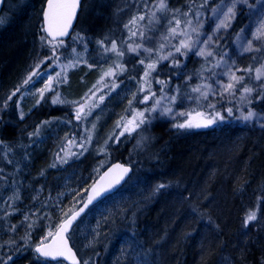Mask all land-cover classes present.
Returning <instances> with one entry per match:
<instances>
[{
  "label": "trees",
  "instance_id": "trees-1",
  "mask_svg": "<svg viewBox=\"0 0 264 264\" xmlns=\"http://www.w3.org/2000/svg\"><path fill=\"white\" fill-rule=\"evenodd\" d=\"M29 1L6 0L1 10L7 21L0 25L1 82L15 78L43 34L44 0H39L33 22L27 17ZM211 1L216 2L209 0L204 9ZM202 2L181 0L175 8L187 12L191 7L194 12ZM103 9L95 13L93 8L88 15L81 9L73 32L103 39L109 30V38L119 39L121 21ZM239 24L240 17L224 33L215 54L231 42ZM198 63L209 65L210 58ZM198 63L191 83L179 85L184 94L200 80ZM174 70L164 65L160 77L173 81ZM109 97L107 101L117 103L95 106L97 118L103 114L101 124L123 106L124 100ZM133 103L146 104L137 99ZM224 105L215 109L225 114ZM201 110L208 111L202 107L191 114ZM75 114L48 101L24 111L23 119L12 110H0V261L65 264L38 258L33 247L81 203L108 163L121 161L132 166L131 176L86 213L97 235L86 243L81 264H264V127L223 120L210 127L178 128L171 120L155 119L143 126L140 140L122 147L108 143L109 160L101 164L102 155L91 151L61 155L71 140L82 138ZM161 183L168 187L155 192ZM249 210L256 211L257 219L245 227Z\"/></svg>",
  "mask_w": 264,
  "mask_h": 264
},
{
  "label": "rangeland",
  "instance_id": "rangeland-1",
  "mask_svg": "<svg viewBox=\"0 0 264 264\" xmlns=\"http://www.w3.org/2000/svg\"><path fill=\"white\" fill-rule=\"evenodd\" d=\"M215 1V3H212L211 1L208 6V10L200 9L202 15L199 17V20L195 15V11L189 13L187 17L180 15L186 11H179L178 13L169 11L163 14V19H160L158 22L150 23V14L155 10L154 5L156 0H84L81 6V9H84V14L88 15V12H90L93 8L95 13H99L100 11H97V9L104 6L106 10H103L107 12L108 17L121 21L119 31L122 32V35L119 36V39H114L118 48L126 49L128 44L135 46V44L140 43L141 40L139 36L131 37V32L137 30L143 31L146 35L151 36L153 44L157 46L161 42L167 43L163 38L167 35V28L169 27L168 20L172 19L173 15L181 19V24L183 25H180V29L185 28V20H191L192 27H196L198 23H202V28L199 29V35L192 32L190 27L187 29L192 41H196L197 39L200 41H206L208 37H212V40L207 44H196L193 52H189L186 57L181 56L179 53L175 54L176 59L180 61V67L175 68L174 72L176 74L173 81L170 78L160 77L161 73L159 74V69L164 65L169 68H174L172 67L171 59L163 60L158 63L156 65V71L152 72L149 77L151 84L148 85L143 82L144 65L139 63V60L146 54L141 53L140 56H137L135 53L125 51L124 56L119 58L112 52H105L97 42L103 40L105 41V47H110V42L113 40L108 37V35L111 34V31L109 30L105 31V35L107 36L103 39L86 36L79 32H73L70 38L64 40L66 47L60 49V52L63 53L60 60L53 63L51 67L44 69L46 75L55 77L56 73L62 72V66L68 63V60L65 59V57L72 54L73 48L76 49V53L80 56V62L76 66L63 70L66 71L67 81L65 83L57 84L56 91L60 93V96L65 103L57 105L69 107L70 110L76 113L77 104L71 102H79L90 107L91 112L86 118L79 120L81 123V140H71L69 144L66 145L64 152H62V156H70L76 152L83 154L87 151H91L93 154H101L100 163L106 164L109 160V156L105 146H107L108 143L122 147L129 140L132 142V140L135 138L137 139V137L140 140L142 138L141 130L143 126L155 119H168L171 120L174 125L185 123L186 121L191 122L193 125L197 123H204L209 116L215 115L217 111L221 113V111L216 110L215 108L223 106V102L226 106L224 105L222 108H226L228 106L227 104L231 103L230 105H232V107L229 105V108H234L236 112V114L233 113L235 118L231 119V117L227 114L228 108H226V111L224 112L226 115L221 113V115L225 117L224 121L226 120L232 122L236 120L243 122L236 119V117L240 115V111H238V109L247 112L248 108H251L259 116L264 117V98H262L264 97V88L260 87V81L255 80L254 73L251 77H249L248 73L236 72L237 76H244V83L248 87H253L255 89L251 97H248L247 99L242 98V88L240 85H236L234 94L224 92L222 88L223 85L229 83V76L222 75L223 73L228 72L229 68H231L232 71H235L236 68L245 69L252 67L255 69L260 67L261 64H264V37L256 40L252 35L256 31V28L261 20H264V0H249V3L253 4V8L251 9L244 5L237 6L236 18L240 17V24L236 29L231 42L229 44L226 43V47L224 46L223 50L218 52L219 54H215L214 51H218L220 49L219 46L223 40L224 33L230 27L220 28L219 30L216 29V25L220 23V20L223 19V17L221 16L217 18L211 12V9L215 8L217 4L220 3V0ZM38 2L39 0L29 1V13L27 14V17L30 16L29 19L31 22H33V15L38 12ZM167 2L168 8L171 10L177 9L175 8V3L178 5L181 0H167ZM139 15H144L145 19L143 21H137L135 25L129 24V21L133 17ZM161 15V13H157L158 17ZM236 18L231 21V25ZM125 25H129V27L126 28ZM173 26L175 25L173 24ZM241 29H244L243 33H241ZM238 33L243 37V39H237ZM77 34L84 38L83 42L73 40V37ZM180 39H184V37L171 39L170 44L177 45ZM36 40L37 43H35V45L38 46L37 51H33L34 48L32 45L30 50L26 53V60L16 73L15 78H11L8 82L0 81V103H2L4 98H6L17 85H20L28 74L35 69V65L40 59H43L47 54H50V48L46 44L42 43L40 38ZM249 41H251L252 48L259 49V51H243V49L248 46ZM85 44L87 45L86 50ZM146 46L151 47L152 44H146ZM199 48H204L205 52L210 51L213 55L206 57L195 55L194 51ZM169 50L174 51V49L166 47L164 52L161 54L166 55ZM221 56L224 57L222 62ZM205 58H210V64H204L203 67H201V65L199 66L198 62ZM148 62L149 61L146 60L145 64ZM217 62H221L220 67H214ZM117 63L123 65V71L114 67ZM196 63L198 64L196 65L195 70L197 68L200 70H198L200 80L193 88L204 84L211 85L212 91L209 92L207 99L200 98L199 93L193 91L189 94H184L179 89V85L191 83L190 78L192 77V74L197 72L194 71ZM202 68L212 69V71H202ZM110 69L113 74L105 75V73ZM213 72L215 75H213ZM157 80L165 81L166 83L158 84L156 83ZM217 81H219V83H217ZM45 82L46 77L44 80L38 79L34 84L21 88V91L17 93V96L13 97V101L9 103L6 110H12L17 114V116H20L21 112L24 114V111L31 109V107L38 106L40 103H46V101H48L49 104H52V93H46V99L41 100V102L37 104V100L39 99L37 89L43 87ZM141 87H143V91L139 90ZM149 87L151 88V93L155 94V97H152L148 92ZM177 89H179V91H177ZM89 90H92V92ZM93 92L95 93L94 96L92 95ZM86 93L88 94L87 97H85ZM145 95H149V99L145 101V105L142 106L139 104V106H137L138 104L133 103L135 102V99L139 102L144 101ZM173 95L177 96V100L174 104H169L167 99H161L162 97H170ZM101 96H103V100L100 99ZM109 96H116V99L119 101L124 100V102H122L123 106L120 108L117 107L120 111L115 117L111 119L106 118L107 120L105 119V121H102L101 124L100 121L103 114L100 113V116L98 115L97 118L95 106L97 104H102V102L105 101L107 103L109 101L110 104L116 102L115 100L107 101ZM155 99H161V104L157 111L146 112L145 109H151L153 107ZM249 100L251 101L250 103ZM129 101H131L133 105H130ZM106 102L104 105H106ZM209 105H214V107H209ZM88 107L85 108V111L88 110ZM164 107H171L172 113L169 115H161L160 109ZM202 107H206L208 111L201 110V112L195 113L196 115L191 114V112H194ZM139 112H144L147 119L145 123L136 127L134 131L129 133L128 131H125L123 127H117L118 121H120L122 125L127 124V121L132 119L133 114ZM179 113H187L188 115H178ZM243 123H247L255 127H261L259 122L255 120ZM133 126L134 125H129L130 128ZM121 132H124V135L120 136L119 143L109 139L110 136H119ZM89 135H91L90 141L87 139ZM80 144H83L84 148L87 150L84 151V149L78 147ZM101 149H103V151H101ZM88 215L89 213L86 214V216L78 224L80 226L76 228V232L74 234L72 233L73 237L71 233L69 234V237H72V240L75 243V248L79 256L86 253V243L91 242L93 236H95V234L97 235V227L95 225H91V222L89 223L87 219Z\"/></svg>",
  "mask_w": 264,
  "mask_h": 264
},
{
  "label": "snow or ice",
  "instance_id": "snow-or-ice-1",
  "mask_svg": "<svg viewBox=\"0 0 264 264\" xmlns=\"http://www.w3.org/2000/svg\"><path fill=\"white\" fill-rule=\"evenodd\" d=\"M6 2V0H0V4H3ZM209 0H203V2L199 5V8L196 9L195 15L197 19L199 20V17L202 15L200 9H204L207 7ZM238 5H244L249 7L250 9L253 8V4L249 3V0H220V3L217 4L215 8L211 9V12L213 15L217 18L223 17V19L220 20V23L216 25V29L219 30L220 28H227L231 26V21L236 18L237 15V6ZM80 7V0H46V6L42 8L41 15L43 20V26L41 27V32L43 33L40 36V40L42 43L46 44L50 48V54H47L43 59H40L37 64L35 65V69L31 71L28 76L22 81L20 85H17L13 91L10 92L9 95H7L6 98H4L3 102L0 103V110H6L9 106V103L13 101V97L17 96V93L21 91V88H24L25 86H29L31 84H34L36 80H44L46 77V82L44 83L43 87L37 89V94L39 95V99L37 100V104L41 102V100L46 99V93H52L51 96V103L52 104H63L65 101L61 98L60 93L56 91V85L59 83H65L67 81L66 76V70L67 68L74 67L80 62V56L78 53H76V49H72V54H69V56H66L65 59L68 60V63L62 66V72L56 73V76L53 77L51 75H46L44 69L51 67L53 63L60 60L61 55H63L62 52H60V49L65 48V42L62 39H58L59 37H65L68 35V29L71 27L72 22L74 18L76 17L77 10ZM154 11L150 14V23L152 22H158L160 19H163V14L172 11L173 13H178L179 9H169L168 8V2L167 0H156L154 5ZM193 10L191 7H189L187 12H183L180 15L187 17L189 13H191ZM157 13H161V16H157ZM145 19L144 15H139L133 17L129 24L135 25L137 21H143ZM7 21L4 17H0V25L5 24ZM185 28L180 29L181 25V19L177 18L175 15H173L172 19L168 20L169 27L167 28V35L164 36V41L161 42L158 46L153 44L151 36H148L143 31H132L131 37L139 36L141 42L135 44L133 46L132 44H128L126 49L118 48V45L116 41L110 42V47H105V41L101 40L97 43L100 44V46L104 49L105 52H112L117 57L122 58L125 54V51L135 53L137 56H140L141 53H144L143 58L139 60V63L141 65H144V77L143 82L145 84L150 85L151 80L149 79L152 72L156 71V65L160 63L163 60H169L172 61V67L179 68L180 67V61L176 59L175 54L179 53L181 56H187L189 52H193L196 44H207L209 41L212 40V37H208L206 41H200L197 39L196 41L191 40V36L189 35L187 29L190 27L191 31L194 33H197L199 35V29L202 28V23H198L196 27H192V21L191 20H185ZM173 24L175 26H173ZM126 28L129 27V25H125ZM131 31V30H130ZM151 31V29H150ZM244 29H241V33H243ZM46 34V35H45ZM253 38L256 40H259L261 37H264V20H261V22L258 24L256 31L252 34ZM177 37H184V39H180L179 43L177 45H171L170 40L176 39ZM50 38V39H49ZM237 39L241 40L243 37L238 33ZM73 40H79L83 42L84 38L82 36H79L77 34L75 37H73ZM146 44H152L151 47L146 46ZM166 47H170L174 49V51L169 50L166 55L161 54L164 52V49ZM87 48V45L85 44V50ZM245 52L250 51H259V49H253L251 45V41L248 42V46L243 49ZM195 55L206 57V56H212V52H205L204 48H199L194 51ZM148 60L149 62L145 64V61ZM224 60V57L221 56V62ZM221 62H217L214 67H220ZM115 68H119L121 71L124 70L122 64H115ZM202 71H212V69H203ZM236 72H245L249 74V77L252 76V74H255V80L260 81V87L264 88V64H261L260 67L253 69L252 67H248L245 69H239L236 68L235 71H232L231 68H229L228 72L223 73L222 75H228L229 76V83L226 85H223V91L229 92L234 94V89L236 85H240L242 88V98L247 99L248 97H251L253 91L255 90L253 87H248L244 83V76H237ZM113 74L112 70L110 69L108 72L105 73V75ZM213 75L215 73L213 72ZM99 83V82H98ZM156 83L158 84H165V81L157 80ZM219 83V81H217ZM95 87V86H94ZM203 89V90H202ZM140 91H143V87L139 89ZM92 92V90H89ZM163 91V89H162ZM179 91V89H177ZM193 92L199 93V97L203 99H207L209 92L212 91L211 85L204 84L197 86L192 89ZM148 92L152 97H155L154 93H151V88H148ZM92 95L94 96L95 93L93 92ZM88 94H85V97H87ZM135 97V94H134ZM264 98V97H262ZM84 99V98H82ZM101 100H103V96L100 97ZM149 95L144 96V100H148ZM161 99H167L169 104H174L177 100V96L173 95L170 97H162ZM161 99H155V103L151 109H145L146 112H154L157 111L158 107L161 104ZM251 101L249 100V103ZM74 104H77L76 108V114L75 118L77 120H81L83 118H86L87 115L90 114L91 108L88 107L86 104H81L79 102H71ZM131 101H129V104L131 105ZM88 107V110L85 111V108ZM209 107H214V105H209ZM240 115L236 117V119L241 120L243 122H251V121H257L259 122L261 127H264V117L259 116L254 110L251 108H248L247 112L243 110H239ZM172 113L171 107H164L160 109L161 115H169ZM228 116L233 115L232 108L227 109ZM23 113H20V119H23ZM178 115H188L187 113H179ZM146 117L144 115V112L134 113L131 120L127 121V124H121L120 121L117 122V127H123L125 131H128L129 133L131 131H134L136 127H139L140 124H143L146 122ZM225 117L221 115V113L216 112L215 115L209 116L204 123H197L193 125L191 122L186 121L185 123H179L174 125L178 128H191V127H208L212 124H215L217 121H223ZM45 123H48L47 121ZM129 125H134L133 127H129ZM95 127V126H93ZM38 133H31L30 135H36ZM124 135V132H121L119 136H110L109 139L114 140V142L119 143L120 142V136ZM87 139L91 140V135L87 137ZM2 143V142H0ZM107 143V142H106ZM78 147L84 149L86 151L87 149L84 148L83 144L78 145ZM103 151V149H101ZM66 162V161H64ZM113 169H119L120 173L113 181H110L107 184V187L96 189L93 188V195H90L88 197V201L86 204H84L83 207H81L78 211L72 212L71 215L67 216L66 219L62 220V222L55 225V229L49 230L45 237L42 238L41 242L37 244L34 248V252L38 254L39 257L43 258H51L56 259L57 257H63L64 259L71 260L72 264H81L79 260L76 258V254L72 251V248L68 246V238H66L65 234L69 231V229L72 227L73 222L80 216L81 213L85 211V208H87L88 204H91L93 200H95L97 197L101 196L103 192L107 191L111 187H113L114 184H118L122 179H124V176H126L130 169L127 167H124L121 164H115L112 168H109L107 172H105L104 176L107 177L109 173L113 171ZM101 179H104L102 177ZM168 187L166 184H158L156 188L154 189L155 192H159L160 189H164ZM15 199H19L18 196L15 197ZM195 212L196 209H193ZM28 217L25 216V220H27ZM256 211L255 210H249V212L246 214L244 219V226L247 227L249 223L256 220ZM211 222V221H210ZM15 225L11 226V229L15 231ZM31 227V225H29ZM30 234H26L25 239ZM11 259V257H9ZM0 264H5V262L0 261ZM83 264H87V261H83Z\"/></svg>",
  "mask_w": 264,
  "mask_h": 264
},
{
  "label": "water",
  "instance_id": "water-1",
  "mask_svg": "<svg viewBox=\"0 0 264 264\" xmlns=\"http://www.w3.org/2000/svg\"><path fill=\"white\" fill-rule=\"evenodd\" d=\"M83 0H80V7L79 9L77 10V14H76V17L74 18L73 22H72V25L71 27L68 29V35L65 36V37H59L58 39H67L70 35H71V32L77 22V18H78V14H79V11L81 9V3H82ZM3 4H0V13H1V10L3 8ZM46 6V0L44 1L43 3V7ZM42 7V8H43ZM41 22H42V26H43V20H42V15H41ZM46 35V34H45ZM50 39V38H49ZM115 164H121L123 165L124 167H127L130 169L129 173L124 176V179H122L118 184H114L113 187H111L110 189H108L107 191L103 192L101 196L97 197L95 200H93V202L91 204H88L87 208H85V211L83 213L80 214V216L73 222L72 224V227L69 229V231L65 234L66 238H68V246L72 248V251L76 254V258L77 260H80V257L79 255L77 254L76 250L73 248V246L71 245L70 243V240H69V234L72 230V228L75 226V224L86 214V212L93 206L95 205L97 202H99L100 200H102L103 198H105L106 196L114 193L117 189H119L127 180L128 178L131 176V173H132V167L129 165V164H126L124 162H121V161H112L110 162L108 165H106L101 171L100 173L97 175V177L92 181V183L89 185V187L87 188L86 190V193H85V196H84V199L81 201V203L72 211H78L81 207L84 206V204L87 203L88 201V197L90 195H93V188L95 187L96 189H100V188H105L107 187V184L110 182V181H113L115 179V177H117L120 173V170L119 169H113V171L111 173H109V175L107 177L104 176L105 172L108 171L109 168H112L113 165ZM102 177H104V179H101ZM72 212H70L67 216L71 215ZM67 216L64 218L66 219ZM63 219V220H64ZM62 222V221H61ZM39 244V243H38ZM37 245V244H36ZM35 245V246H36ZM35 246L33 247V250L35 248ZM38 255V254H37ZM46 261H62L63 263L65 264H72V261L71 260H67V259H64L63 257H57L56 259H51V258H43V257H40Z\"/></svg>",
  "mask_w": 264,
  "mask_h": 264
},
{
  "label": "bare ground",
  "instance_id": "bare-ground-1",
  "mask_svg": "<svg viewBox=\"0 0 264 264\" xmlns=\"http://www.w3.org/2000/svg\"><path fill=\"white\" fill-rule=\"evenodd\" d=\"M131 166V165H130ZM132 167V166H131ZM98 203V202H97ZM79 222V221H78Z\"/></svg>",
  "mask_w": 264,
  "mask_h": 264
}]
</instances>
